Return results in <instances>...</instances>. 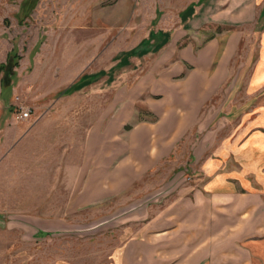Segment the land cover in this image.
<instances>
[{
	"label": "rangeland",
	"instance_id": "obj_1",
	"mask_svg": "<svg viewBox=\"0 0 264 264\" xmlns=\"http://www.w3.org/2000/svg\"><path fill=\"white\" fill-rule=\"evenodd\" d=\"M25 1L0 0V264L234 262L221 232L235 201L207 196L202 167L234 123L212 119L219 79L197 107L192 57L217 40L211 82L229 33L253 44L259 27L220 25L213 2L214 21L184 23L186 0Z\"/></svg>",
	"mask_w": 264,
	"mask_h": 264
},
{
	"label": "crops",
	"instance_id": "obj_2",
	"mask_svg": "<svg viewBox=\"0 0 264 264\" xmlns=\"http://www.w3.org/2000/svg\"><path fill=\"white\" fill-rule=\"evenodd\" d=\"M184 2L185 0H170L169 4L174 8L175 5H182ZM186 2L181 10V15L184 16L183 22L186 20L185 17L189 22L190 20L195 22L197 19L195 17L201 12L204 22L214 21L210 19L209 14L212 7L208 6L213 2L214 7L220 11L216 19L220 25L236 22L237 27H259L256 38L252 36L253 44L249 43L251 37L248 31L236 29L229 33V39L212 73V81L208 82V73L203 72L202 69L211 62V58L206 54L211 56L216 48L217 40L211 38L207 49L205 48V52L208 53L205 55L199 53V56L192 57L194 62L200 65L196 71L201 83L193 84L191 87L199 98L196 102L198 107L211 98L213 92L218 91L215 89L223 86V100L219 105L218 114L212 119H221V124L234 123L231 133L223 137L220 142L219 151H217L218 146L202 162L203 170L208 176L203 185L207 196L212 201H216L213 200V196L214 199L219 197V200H223L226 204L232 199L235 201L234 205L223 206L226 222L223 223L221 232L223 238L220 235L219 239V241L234 239L232 243H235V260L230 263L224 261L223 264H264V0H251L250 16L247 15L249 10L246 12L242 8L239 9L242 5L238 7L233 5L228 10L223 0H206L201 3L199 0H186ZM197 2L199 5L196 4ZM238 11L241 13L238 14ZM246 20H251V23ZM241 41L244 44L248 43L251 52L246 53L249 49L237 52L239 50L237 46ZM249 53L251 63L245 66L239 57ZM218 79L219 82H223L219 88H217ZM210 137L205 143L209 142ZM227 174L229 178L223 180ZM217 186L220 188L215 189ZM223 189H231L233 192L230 190L231 194L218 195L217 193L222 192ZM232 214H235L234 220ZM147 239H150V236H147ZM155 241L158 246V238ZM201 247L197 250L202 251L204 248L205 251L207 250L206 246Z\"/></svg>",
	"mask_w": 264,
	"mask_h": 264
},
{
	"label": "built area",
	"instance_id": "obj_3",
	"mask_svg": "<svg viewBox=\"0 0 264 264\" xmlns=\"http://www.w3.org/2000/svg\"><path fill=\"white\" fill-rule=\"evenodd\" d=\"M28 115H29V110L21 107V109L17 113V119L19 120L26 119Z\"/></svg>",
	"mask_w": 264,
	"mask_h": 264
},
{
	"label": "trees",
	"instance_id": "obj_4",
	"mask_svg": "<svg viewBox=\"0 0 264 264\" xmlns=\"http://www.w3.org/2000/svg\"><path fill=\"white\" fill-rule=\"evenodd\" d=\"M25 3H26V5H27V6H26L27 9H26L25 7H23L22 10H24V11H26V10H27V11L30 10V9H31L30 0L25 1L24 4H25Z\"/></svg>",
	"mask_w": 264,
	"mask_h": 264
}]
</instances>
